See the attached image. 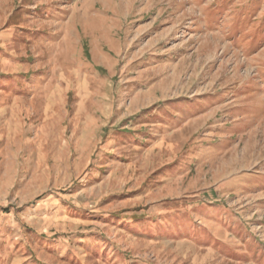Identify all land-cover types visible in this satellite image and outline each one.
<instances>
[{
  "label": "rangeland",
  "instance_id": "1",
  "mask_svg": "<svg viewBox=\"0 0 264 264\" xmlns=\"http://www.w3.org/2000/svg\"><path fill=\"white\" fill-rule=\"evenodd\" d=\"M0 264H264V0H0Z\"/></svg>",
  "mask_w": 264,
  "mask_h": 264
}]
</instances>
